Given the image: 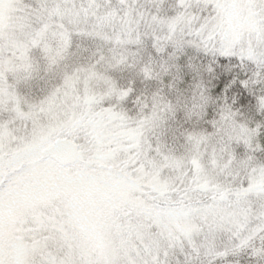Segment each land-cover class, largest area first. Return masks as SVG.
I'll list each match as a JSON object with an SVG mask.
<instances>
[{"label":"snow or ice","instance_id":"obj_1","mask_svg":"<svg viewBox=\"0 0 264 264\" xmlns=\"http://www.w3.org/2000/svg\"><path fill=\"white\" fill-rule=\"evenodd\" d=\"M0 264H264V0H0Z\"/></svg>","mask_w":264,"mask_h":264}]
</instances>
